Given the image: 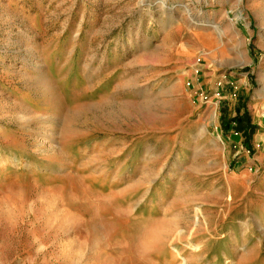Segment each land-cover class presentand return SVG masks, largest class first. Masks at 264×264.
Listing matches in <instances>:
<instances>
[{
  "label": "rangeland",
  "instance_id": "374dc122",
  "mask_svg": "<svg viewBox=\"0 0 264 264\" xmlns=\"http://www.w3.org/2000/svg\"><path fill=\"white\" fill-rule=\"evenodd\" d=\"M171 4L0 0V264H264V0Z\"/></svg>",
  "mask_w": 264,
  "mask_h": 264
},
{
  "label": "crops",
  "instance_id": "0c3cea01",
  "mask_svg": "<svg viewBox=\"0 0 264 264\" xmlns=\"http://www.w3.org/2000/svg\"><path fill=\"white\" fill-rule=\"evenodd\" d=\"M235 0H171L172 6H180L183 3L184 9L189 15V25L184 31L185 38H203L205 46L200 45H189L185 43L189 50L187 54L188 58L192 60L194 55L199 51L200 48H206L212 42H216L214 67H240L244 62H249L248 52L244 47V29H242L238 23L234 22L229 16L228 8L234 3ZM166 19L168 17L166 16ZM167 23V22H166ZM164 24H162L163 26ZM167 25V24H166ZM217 38L221 39L218 42ZM229 42L228 46L223 49L224 40ZM264 41V40H263ZM200 43V42H199ZM201 44V43H200ZM223 49V50H222ZM187 71L184 72L186 74ZM207 74H214L213 70H209ZM209 80L211 76H208ZM261 98L264 99V88L262 91L257 93ZM203 136L209 134L207 130L203 131Z\"/></svg>",
  "mask_w": 264,
  "mask_h": 264
}]
</instances>
